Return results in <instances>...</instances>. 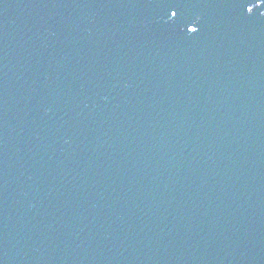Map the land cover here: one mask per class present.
<instances>
[{
	"label": "water",
	"instance_id": "obj_1",
	"mask_svg": "<svg viewBox=\"0 0 264 264\" xmlns=\"http://www.w3.org/2000/svg\"><path fill=\"white\" fill-rule=\"evenodd\" d=\"M161 2L0 0V264H264V3Z\"/></svg>",
	"mask_w": 264,
	"mask_h": 264
},
{
	"label": "snow or ice",
	"instance_id": "obj_2",
	"mask_svg": "<svg viewBox=\"0 0 264 264\" xmlns=\"http://www.w3.org/2000/svg\"><path fill=\"white\" fill-rule=\"evenodd\" d=\"M260 3H264V0H260ZM161 6H165V5L163 4V0H162V2H161ZM255 6H259V5H255ZM248 13H252V11H251V12H248ZM172 15H173V16H176V13L173 12ZM178 23H179V20H177V21L174 22V24H178ZM189 31H191V29H189Z\"/></svg>",
	"mask_w": 264,
	"mask_h": 264
}]
</instances>
